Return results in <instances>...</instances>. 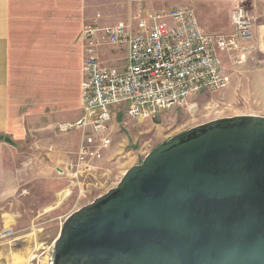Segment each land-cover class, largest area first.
<instances>
[{"label": "water", "instance_id": "water-1", "mask_svg": "<svg viewBox=\"0 0 264 264\" xmlns=\"http://www.w3.org/2000/svg\"><path fill=\"white\" fill-rule=\"evenodd\" d=\"M53 264H264V117L158 145L64 220Z\"/></svg>", "mask_w": 264, "mask_h": 264}, {"label": "rangeland", "instance_id": "rangeland-1", "mask_svg": "<svg viewBox=\"0 0 264 264\" xmlns=\"http://www.w3.org/2000/svg\"><path fill=\"white\" fill-rule=\"evenodd\" d=\"M12 1L14 20L10 41L11 66L15 83L22 85L26 92L27 87L33 84H38L42 89L56 87L57 90L60 80L69 79L71 75L81 77L83 53L79 38L83 27L99 16L100 20L108 25L127 21L133 11L137 12L141 0ZM179 1L178 5L168 4L164 9H161L164 5L158 4L160 0H143V3L148 10H152L149 9L150 6L159 8L152 10L158 12L182 5L193 6L195 0ZM257 43L258 47L245 63L235 64L231 59L223 58L228 78L225 88L191 94L187 98L186 106L171 109L152 120L132 121L127 120L125 116L119 117V122L124 120V127L119 126L115 131L112 125L108 134L112 140L111 147L119 145L116 154L111 155V165L119 167L118 176L111 188L118 184L124 171L141 164L153 149L174 136L223 118L243 115L264 117V31ZM106 60L109 64L119 65L122 59L120 55L108 57ZM75 94L76 92L66 91L65 96L70 98L68 101L73 102ZM33 101L30 107L35 112L42 110L45 105L47 113L54 109L49 107L52 98L46 93L36 96ZM52 120L55 119L48 116L41 118L36 126H42ZM102 193L104 194V190L93 193L90 195L91 199H86L82 198L79 189L75 188L71 201L64 210L73 211ZM33 211L37 214L35 207ZM35 213H24L28 214L30 219L24 217L21 227L12 228L16 230L14 239L0 244V264H11L13 255L19 254L26 258L25 264L30 261L31 264H52L54 248L49 251L43 247L55 243L59 236L57 234L61 231V220L47 222L37 217L34 220Z\"/></svg>", "mask_w": 264, "mask_h": 264}, {"label": "built area", "instance_id": "built-area-1", "mask_svg": "<svg viewBox=\"0 0 264 264\" xmlns=\"http://www.w3.org/2000/svg\"><path fill=\"white\" fill-rule=\"evenodd\" d=\"M100 19L82 30L83 116L67 126L82 131L79 149L63 170L82 198L87 194L82 189L101 183L99 163L112 145L108 134L117 115L152 120L186 106L191 94L221 90L228 84L223 58L242 64L254 51L253 18L243 5L231 13L229 35L205 34L190 5L156 12L141 0L125 24L102 25ZM111 45L127 48L125 69L102 66L99 49ZM15 235L12 228L0 227V244Z\"/></svg>", "mask_w": 264, "mask_h": 264}, {"label": "crops", "instance_id": "crops-1", "mask_svg": "<svg viewBox=\"0 0 264 264\" xmlns=\"http://www.w3.org/2000/svg\"><path fill=\"white\" fill-rule=\"evenodd\" d=\"M179 2V0L176 2L160 0L158 4L164 5L161 8L164 9L168 4L178 5ZM192 4L195 6L194 10L201 30L208 35L231 34L233 27L230 12L232 13L238 5H243L253 18L254 50L258 47V38H261V33L264 31V0H195ZM149 9L159 8L150 6ZM132 14L136 15V11ZM13 20V1L0 0V136H3L0 140V227L6 225L8 228L21 227L23 218L30 219L27 217L29 212L35 213L33 207L37 212L33 217L34 220L36 217L47 222L58 219L61 220L62 225L70 214L96 199L93 198L91 202L73 211L64 210L71 201L75 188L69 184L63 170L76 155L82 140L80 129L69 130L67 126L74 124L83 116L84 47L79 38L83 53L81 77L71 75L69 79L60 80V87L57 90L56 87L42 89L38 84H33L29 85L25 92L22 85L15 83L11 66L10 41ZM127 21L117 24H125ZM100 23L108 25L103 20ZM120 55L122 60L119 65L109 64L106 60L108 57ZM99 56L102 66L123 70L127 64L128 51L124 46L111 45L100 48ZM68 88L71 90H67ZM58 91L60 92L57 95ZM66 91L76 92L73 102L68 101L70 98L65 96ZM41 93H46L52 98L49 107L54 109L51 112L47 113L46 105L37 112L30 107L36 96ZM47 116L55 120L37 127L38 121ZM121 116L123 115H117L111 124L115 131L119 126L124 127V120L118 121ZM118 147L119 145L115 144L104 152V159L99 163L102 169L101 183L83 189L87 192L86 199L88 197L91 199L90 195L93 193L97 194L104 190L105 194L111 189L119 169L117 165L116 167L111 165V155L116 154ZM26 212L28 214H24ZM53 248L54 243L49 247H43L44 250L49 251ZM13 258L11 264H15Z\"/></svg>", "mask_w": 264, "mask_h": 264}, {"label": "bare ground", "instance_id": "bare-ground-1", "mask_svg": "<svg viewBox=\"0 0 264 264\" xmlns=\"http://www.w3.org/2000/svg\"><path fill=\"white\" fill-rule=\"evenodd\" d=\"M13 259H14L13 261H14L15 264H25L26 263V258L24 256L20 255V254L19 255H15Z\"/></svg>", "mask_w": 264, "mask_h": 264}, {"label": "trees", "instance_id": "trees-1", "mask_svg": "<svg viewBox=\"0 0 264 264\" xmlns=\"http://www.w3.org/2000/svg\"><path fill=\"white\" fill-rule=\"evenodd\" d=\"M3 139V136H0V140H2Z\"/></svg>", "mask_w": 264, "mask_h": 264}]
</instances>
